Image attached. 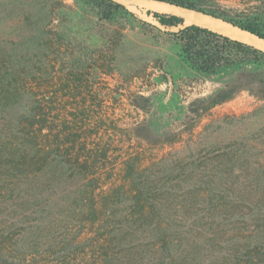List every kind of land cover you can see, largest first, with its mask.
<instances>
[{
    "label": "trees",
    "instance_id": "trees-1",
    "mask_svg": "<svg viewBox=\"0 0 264 264\" xmlns=\"http://www.w3.org/2000/svg\"><path fill=\"white\" fill-rule=\"evenodd\" d=\"M81 1L100 22L123 17L125 28L135 17L117 0ZM157 1L264 39V0L245 11ZM19 4L17 12L6 6L16 26L0 34V264H264V161L212 134L218 118L188 138L165 132L151 158L142 146H113L114 118L96 96L90 104L82 97L91 65L68 49L74 12L66 0ZM148 13L166 27L185 22ZM173 34L203 73L264 64V50L205 26ZM198 106L190 102L184 123L202 117Z\"/></svg>",
    "mask_w": 264,
    "mask_h": 264
},
{
    "label": "rangeland",
    "instance_id": "rangeland-1",
    "mask_svg": "<svg viewBox=\"0 0 264 264\" xmlns=\"http://www.w3.org/2000/svg\"><path fill=\"white\" fill-rule=\"evenodd\" d=\"M117 1L135 16L125 28L123 17L100 22L83 1L66 0L74 12L66 23L71 42L68 49L79 51L84 64L91 65L87 77L93 84L81 88L82 97L90 104L96 96V102L103 101L98 110L114 118L113 146L132 150L142 146L151 158L162 149L157 138L165 132H187L188 138L193 126L200 131L211 119L218 118L212 134L243 143L254 151L249 159L264 161V64L200 72L186 60L173 34L189 23L166 27L148 13L154 11L143 6L142 0ZM210 1L231 11L259 8L258 0ZM19 2L0 0V34L16 26L15 14L8 21L5 9L11 4L17 12L22 6ZM102 45L103 51L99 49ZM141 95L149 98L150 106L139 100ZM192 101L199 102L202 117L195 119L193 115L184 123ZM233 116L237 117L230 120Z\"/></svg>",
    "mask_w": 264,
    "mask_h": 264
},
{
    "label": "bare ground",
    "instance_id": "bare-ground-1",
    "mask_svg": "<svg viewBox=\"0 0 264 264\" xmlns=\"http://www.w3.org/2000/svg\"><path fill=\"white\" fill-rule=\"evenodd\" d=\"M132 2V0H131ZM134 2V1H133ZM136 2V0H135ZM143 6L157 12H163L168 14H175L184 17L185 22L189 24H198L201 26L208 27L212 30H215L219 33L230 36L233 39L241 40L246 43L253 44L257 48L264 50V40L258 38L256 35H253L247 31L241 30L237 27H234L228 23L223 22L220 19L213 18L209 15H205L199 12L192 10H187L182 7L170 5L164 2L155 1V0H142L140 2Z\"/></svg>",
    "mask_w": 264,
    "mask_h": 264
},
{
    "label": "water",
    "instance_id": "water-1",
    "mask_svg": "<svg viewBox=\"0 0 264 264\" xmlns=\"http://www.w3.org/2000/svg\"><path fill=\"white\" fill-rule=\"evenodd\" d=\"M155 1H157V0H155ZM160 2H163V1H160ZM164 3H167V2H164ZM167 4H170V3H167ZM170 5H172V4H170ZM174 6H176V5H174ZM178 7H180V6H178ZM182 8H184V7H182ZM185 9H187V8H185ZM187 10H191V9H187ZM192 11H195V10H192ZM195 12H199V11H195ZM199 13H202V14H205V15H209V16H211V17H213V18H216V19H221V18H218V17H215V16H212V15H210V14H206V13H203V12H199ZM221 20H223V19H221ZM223 21H225V20H223ZM225 22H227V21H225ZM227 23H229V22H227ZM230 24V23H229ZM232 25V24H231ZM232 26H234V25H232ZM234 27H236V26H234ZM241 30H243V29H241ZM245 31V30H244ZM248 32V31H247ZM250 33V32H249ZM252 34V33H251ZM254 35V34H253ZM258 37V36H257ZM259 38V37H258ZM261 39V38H260ZM264 40V39H263Z\"/></svg>",
    "mask_w": 264,
    "mask_h": 264
}]
</instances>
